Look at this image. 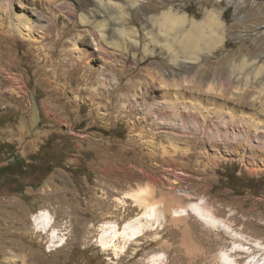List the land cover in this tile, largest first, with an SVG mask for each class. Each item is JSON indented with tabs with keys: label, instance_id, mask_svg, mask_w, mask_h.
Here are the masks:
<instances>
[{
	"label": "rangeland",
	"instance_id": "374dc122",
	"mask_svg": "<svg viewBox=\"0 0 264 264\" xmlns=\"http://www.w3.org/2000/svg\"><path fill=\"white\" fill-rule=\"evenodd\" d=\"M95 1L67 0L71 18L14 0L34 19L31 37L0 9L1 264H224L225 252L264 264V0H148L147 13L178 1L197 19L220 8L227 26L197 73L163 79V54L79 57L76 40L98 48L80 23ZM196 203L221 223L175 212ZM43 211L48 232L33 218ZM139 220L136 240H116L124 251L102 246L105 225Z\"/></svg>",
	"mask_w": 264,
	"mask_h": 264
},
{
	"label": "bare ground",
	"instance_id": "6f19581e",
	"mask_svg": "<svg viewBox=\"0 0 264 264\" xmlns=\"http://www.w3.org/2000/svg\"><path fill=\"white\" fill-rule=\"evenodd\" d=\"M40 1L52 11L64 10L71 18L77 15V9L68 5V2L66 3L67 0ZM227 2L230 5L235 4L234 1L228 0ZM147 3H149L148 0H96L91 5L86 6L85 12L80 14V23L83 25H91L94 29L91 39H93V42L98 48H93L94 50L89 49V44L88 46L84 44L85 46L80 48L77 45L78 40H76L74 41L73 47L78 50L79 57L87 59L91 57L92 59L96 58V54H99L104 58H110L111 54V56L123 62L130 57L135 59L140 53H142V59L163 54L165 60L170 64L169 70L163 69V64L159 59L153 62L154 68L157 71L156 76L163 79L165 77L167 78V76H184L188 71L197 73L198 71L195 68L198 63L205 56L211 54L216 48L221 46L227 37V26L223 19V11L220 8L206 9L203 17L197 19L190 16L185 6L178 1L176 4L179 8H176L172 4L159 13L145 12ZM4 4L12 12V20L16 29L25 36H33L35 24L34 19L31 17L32 15L27 14L26 9L21 13H18V11L16 13L13 6L14 0H0V9L5 6ZM1 29L3 30V28ZM84 42L88 43V41ZM254 70L252 69L248 73H253ZM223 72L224 70H217L215 74L221 75ZM184 93L187 94L185 91ZM184 93L181 96H184ZM145 191L140 188V191L135 196L137 197L139 195L138 198L142 199L140 194ZM154 205H149L148 210L141 217H145L147 220L155 217L157 210L155 208L156 205ZM188 210L196 212L213 225H219L221 223L214 215L210 218L208 214H212L211 211L200 203L191 206L188 205V208L182 207L176 209L175 212L177 215H180L187 213ZM33 218L36 226L41 227L39 231L48 232L51 229L52 216L48 211H43ZM139 218H136V220ZM136 222H139L140 226H135L130 222L123 229H120L118 224L110 223L105 225L101 234L102 246L106 249L114 247L115 250L124 251L126 244L120 246L116 240L120 236L126 239V241L136 240L146 227L141 224L142 221L139 220ZM108 228L113 233L111 238L107 236ZM51 241L52 245L57 244L61 246L65 242V237L58 236L54 230ZM240 247L239 250H250V247ZM232 252L234 251L232 250ZM220 259L221 261L224 260V264H237L236 259L232 258V253L225 252L223 258L221 257ZM256 259L257 257L251 258L247 264H261L260 258L258 260ZM153 263L161 264L156 259Z\"/></svg>",
	"mask_w": 264,
	"mask_h": 264
},
{
	"label": "water",
	"instance_id": "95a60500",
	"mask_svg": "<svg viewBox=\"0 0 264 264\" xmlns=\"http://www.w3.org/2000/svg\"><path fill=\"white\" fill-rule=\"evenodd\" d=\"M0 264H1V261H0Z\"/></svg>",
	"mask_w": 264,
	"mask_h": 264
}]
</instances>
